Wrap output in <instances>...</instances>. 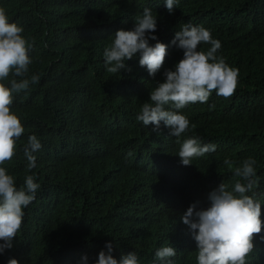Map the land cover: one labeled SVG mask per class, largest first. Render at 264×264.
I'll return each instance as SVG.
<instances>
[{"label":"trees","instance_id":"16d2710c","mask_svg":"<svg viewBox=\"0 0 264 264\" xmlns=\"http://www.w3.org/2000/svg\"><path fill=\"white\" fill-rule=\"evenodd\" d=\"M0 7L32 45L28 78L39 75L38 83L15 94L11 110L25 132L3 166L17 188L26 174L40 184L0 264L10 258L80 264L84 255L92 264L106 242L117 261L135 252L140 264H153L158 248L173 246L172 264H197L196 243L181 216L193 202L206 207L221 182L234 185L238 178L225 159L236 165L256 160L259 184L247 194L264 212V0H177L171 14L165 0H0ZM144 7L156 14L153 34L169 45L164 65L149 76L136 55L125 62L130 70L109 73L103 57L109 36L129 30ZM184 23L210 30L221 42L217 56L239 70L232 96L213 91L207 103L180 110L191 129L181 139L195 135L216 145L189 166L181 164L179 145L163 122L158 133L136 119L164 70L182 58L170 42ZM32 134L42 147L34 153L36 167L27 170L22 149ZM262 237L264 229L254 234L246 264H264Z\"/></svg>","mask_w":264,"mask_h":264},{"label":"clouds","instance_id":"9594fccd","mask_svg":"<svg viewBox=\"0 0 264 264\" xmlns=\"http://www.w3.org/2000/svg\"><path fill=\"white\" fill-rule=\"evenodd\" d=\"M176 3L177 0H165L170 14ZM156 28V14L144 7L142 13L133 16L129 30L118 29L110 35V43L103 50L106 70L112 74L120 73L122 69L130 70L125 62L138 55L139 65L154 77L164 65L169 48L153 34ZM23 31L22 26L9 21L6 10L0 7V241H3L0 254L13 247L12 241L23 223V209L35 199L40 188L34 174H26L24 186L17 188L14 176L3 166L16 154L17 141L25 132L20 119L11 110L15 94L27 91L31 84L39 81V75L28 78L32 63L28 53L32 45L22 35ZM170 43L182 50V58L174 67L164 70L163 82L155 83L148 93L149 102L142 104L136 119L144 126L153 125L157 132L163 122L170 130L168 135L176 138L179 145L176 155L181 164L189 166L194 158L214 152L216 145L201 143V138L195 135L181 139L191 129L189 119L180 110L189 104L207 103L213 91L224 98L232 96L238 84L239 70L217 56L221 42L203 26L184 23L179 31H175ZM201 44L209 45L206 51L199 50ZM41 147L35 134L27 137L22 149L27 170L36 167L34 153ZM224 164L238 178L234 185L230 188L221 182L209 192L206 207H199V201L193 202L181 216L196 243L197 264H246V257L254 249V234L264 229L261 204L247 194L259 184L254 167L256 160L249 157L236 165L235 161L225 159ZM105 249L98 252L92 264H140L135 252L122 255L117 261L112 255L111 242H106ZM175 255V247H160L155 251L153 264L155 261L172 264L169 258ZM88 260L84 255L80 264H88ZM7 264L19 262L10 258Z\"/></svg>","mask_w":264,"mask_h":264},{"label":"bare ground","instance_id":"6f19581e","mask_svg":"<svg viewBox=\"0 0 264 264\" xmlns=\"http://www.w3.org/2000/svg\"><path fill=\"white\" fill-rule=\"evenodd\" d=\"M178 206V205H177ZM177 209V208H176ZM176 209H174V210H176Z\"/></svg>","mask_w":264,"mask_h":264}]
</instances>
